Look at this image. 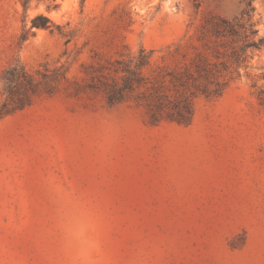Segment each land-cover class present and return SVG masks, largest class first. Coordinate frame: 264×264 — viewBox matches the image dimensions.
<instances>
[{
	"label": "rangeland",
	"instance_id": "rangeland-1",
	"mask_svg": "<svg viewBox=\"0 0 264 264\" xmlns=\"http://www.w3.org/2000/svg\"><path fill=\"white\" fill-rule=\"evenodd\" d=\"M250 9L263 46L187 125L91 87L141 48L150 76L181 71ZM15 63L65 78L0 119V264H264V0H0V76Z\"/></svg>",
	"mask_w": 264,
	"mask_h": 264
},
{
	"label": "trees",
	"instance_id": "trees-1",
	"mask_svg": "<svg viewBox=\"0 0 264 264\" xmlns=\"http://www.w3.org/2000/svg\"><path fill=\"white\" fill-rule=\"evenodd\" d=\"M250 5L249 2L247 6ZM250 12L251 9L241 13L242 22L215 18L200 37L202 50L195 49L181 71L150 76L146 70L150 67L152 52L141 48L136 55L108 63L102 68L106 73L101 74L98 84L91 87L101 91L110 106L135 101L145 108L151 124L168 120L187 125L193 116V100L222 95L239 75V67L246 68L248 50L253 53L263 46ZM31 28L52 31L58 30L59 26L48 17L37 15L31 20ZM27 34V31L22 34L21 42L27 39ZM47 71L31 73L20 63H15L2 72L0 81L4 99L0 104V119L29 106L32 96L38 92L51 94L52 84L65 78L64 72L56 76ZM258 99L264 106V90L259 91Z\"/></svg>",
	"mask_w": 264,
	"mask_h": 264
}]
</instances>
